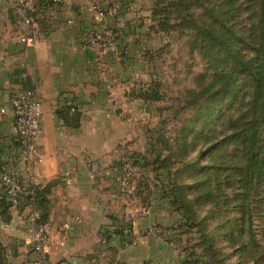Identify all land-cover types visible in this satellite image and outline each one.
Returning <instances> with one entry per match:
<instances>
[{
  "label": "crops",
  "instance_id": "obj_1",
  "mask_svg": "<svg viewBox=\"0 0 264 264\" xmlns=\"http://www.w3.org/2000/svg\"><path fill=\"white\" fill-rule=\"evenodd\" d=\"M17 1L30 25L22 23L16 12ZM93 2L113 9V16L99 19L90 10ZM136 2L0 0V109L7 108L0 114V176L11 169L24 187L48 189L49 264L63 260L71 264H165L176 248L169 236L166 203L158 199L163 175L156 181L151 169L131 164L133 152H142L144 147H120V141L130 137L125 134L130 127L122 118L131 110L132 101L140 102L143 111L152 105L135 98L137 84L132 87L140 68L131 61L133 38L140 41L147 35L133 18ZM146 23L150 20L145 19L142 28ZM91 31L114 33L112 45L88 46ZM24 88L34 90L43 105L38 154L27 163L20 161L7 106L10 95ZM63 99L67 105L72 100L80 112L78 128L62 124L55 116ZM120 161H130L136 170L129 194L117 186ZM149 201L150 214L142 216V202ZM9 211V223L0 219L4 256L7 264H26L32 258L33 209L24 203L12 205ZM62 224L70 225L64 236L58 233ZM152 230L155 233L147 232Z\"/></svg>",
  "mask_w": 264,
  "mask_h": 264
},
{
  "label": "rangeland",
  "instance_id": "obj_2",
  "mask_svg": "<svg viewBox=\"0 0 264 264\" xmlns=\"http://www.w3.org/2000/svg\"><path fill=\"white\" fill-rule=\"evenodd\" d=\"M136 1L133 18L137 28L147 35L140 41L133 38L131 46L135 52L131 61H136L140 68L132 87L136 83L137 90L153 82L152 85H158L154 89L161 100L149 105L146 111L144 109L145 115L140 102L132 101L131 110L122 118L123 124L130 127L125 133L130 137L120 141V147L122 144L134 145L137 150L144 147L142 152L133 154H147L148 136L145 134L160 127V137L168 141L172 158H180L182 162L178 164L182 172L177 185L192 188L179 195L183 208H179L178 203H171L172 195L158 194V199L166 203L167 224L172 232L169 236L176 247L165 264H264V163L262 176L252 184L250 194L244 199L243 173L238 171L243 165V147L232 142L208 152L215 142L240 131L247 121L251 95L249 81L242 75L231 76L235 95L231 100L224 97L212 122H206L205 118L194 123L192 119L198 115L199 108L210 107L214 102L211 98L217 90L211 86L214 75L234 72L228 61L208 50L202 40L195 38L190 29L178 26V20L174 18L185 11L196 22L208 25L221 10L224 0H186L184 5H177L170 10L173 17L169 23L174 27L166 34L151 30L150 11L155 0ZM211 7L214 14L205 10ZM227 9L225 20H215L212 27L221 33L223 24L229 30L225 34L230 42L242 49L245 58H250L253 55L250 49L257 38L258 0H233ZM145 19L150 23L142 28ZM199 92L205 94L204 97L194 101ZM260 117L259 145L264 140V113ZM262 154L264 160V152ZM120 163V174L128 168L132 175L131 189L134 188L136 170L130 161ZM208 166L213 169H202ZM142 204L149 207L151 201ZM1 245L0 242V264H7Z\"/></svg>",
  "mask_w": 264,
  "mask_h": 264
},
{
  "label": "trees",
  "instance_id": "obj_3",
  "mask_svg": "<svg viewBox=\"0 0 264 264\" xmlns=\"http://www.w3.org/2000/svg\"><path fill=\"white\" fill-rule=\"evenodd\" d=\"M201 1V0H198ZM233 0H224L220 5L221 10L213 16L210 24L196 22L192 16L183 12L175 15L177 18V25L190 29L194 33V37L202 40L206 48L210 51H214L217 57H222V60L229 62L232 72L216 73L211 82V86L217 88L214 93V97L211 96L213 104L207 107H200L198 115L192 120L194 123L204 120L206 122H212L211 120L218 114L220 109V102L224 100V97L231 98L235 95L232 88L233 80L231 76H244L248 79L251 88L250 102L248 108V119L245 122L242 129L238 132L223 136L220 140L215 142L212 147L208 150L209 154L217 151L232 142H237L243 147L244 160L241 168L238 171L243 173V189L244 199L250 194L251 186L263 174V154L264 152V140L261 145L260 135L262 120L261 113H264V0H258L259 9L256 17V32L257 38L255 44L251 47L252 57L245 58L242 54V49L235 44H232L229 37L226 36L225 31H229L221 24V28L224 29L221 33H217L213 29L212 24L215 20H225L227 15V7H230ZM186 3V0H155L151 9V30H155L157 33L166 34L172 30L174 25H171L170 19L173 17L171 9L177 5L182 6ZM208 14L213 13V8L205 9ZM228 10V9H227ZM214 14V13H213ZM233 35V34H232ZM235 41L238 40L234 37ZM151 82L146 87H141L135 91V98L141 100L145 104L159 103L160 97L157 95L156 89L158 85H152ZM32 90L31 88H24ZM207 90V89H205ZM205 94H197L194 101H198L204 97ZM68 100H60L54 114L57 119L64 125L78 128L80 123L81 114L77 108L72 104L67 105ZM195 103V102H193ZM228 107L229 105L226 104ZM211 118V119H210ZM160 127H154L147 133L148 139V150L145 155H133L131 156V164L133 166H139L141 168H149L156 174V178L159 175H163L165 183L162 188V193L168 196L172 195L171 203H178L179 208H183L180 201V193L184 190H192L190 186H178L177 181L179 175L182 172L180 165L181 159L172 158L171 147L167 145L168 141L160 137ZM183 134L186 132L182 130ZM183 139H185L183 135ZM171 144V143H169ZM214 165L211 164V166ZM211 166L203 167L205 170H212ZM190 168V166H189ZM35 189L34 200L31 208L38 213V223H46L49 218L48 208V189ZM26 204V203H25ZM174 205V204H173ZM12 203L8 201L5 196H0V219L4 223H9L11 220L10 209ZM173 207V206H172Z\"/></svg>",
  "mask_w": 264,
  "mask_h": 264
},
{
  "label": "built area",
  "instance_id": "obj_4",
  "mask_svg": "<svg viewBox=\"0 0 264 264\" xmlns=\"http://www.w3.org/2000/svg\"><path fill=\"white\" fill-rule=\"evenodd\" d=\"M90 10L101 20L113 16L114 10L101 6L99 2H93ZM16 12L21 16V21L25 25H30V21L24 16L23 6L17 1ZM114 33L100 34L97 32L87 33L88 46L110 47L114 39ZM21 43H26L24 37L20 38ZM8 109L12 114L13 129L16 135L18 150L20 153V161L27 163L38 154V141L42 135V117L43 105L37 97L34 90L21 89L10 95L7 101ZM7 108H1L0 114H4ZM0 185L3 196L13 206H22L24 203L29 207L32 206L35 189L33 187L26 188L20 181L18 173L14 170H5L0 176ZM117 186L120 191L130 192L132 186V175L128 168L118 176ZM142 216L150 214L149 207H142L140 210ZM39 216L36 211L30 214L31 229V254L32 258L26 264H49L48 261V245H49V221L46 223H38ZM70 229L69 224H62L58 227L60 236L67 234ZM154 230H152L153 232ZM151 232V231H147ZM58 264H71L67 261H59Z\"/></svg>",
  "mask_w": 264,
  "mask_h": 264
}]
</instances>
